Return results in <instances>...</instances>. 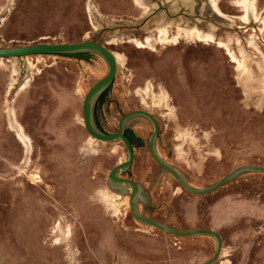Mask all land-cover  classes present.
<instances>
[{"label": "rangeland", "instance_id": "rangeland-1", "mask_svg": "<svg viewBox=\"0 0 264 264\" xmlns=\"http://www.w3.org/2000/svg\"><path fill=\"white\" fill-rule=\"evenodd\" d=\"M81 39L123 57L101 129L146 109L158 123V153L198 187L238 164L264 165V0H0V46ZM106 68L96 55L0 60V264H200L212 254V236L141 223L127 191L108 186L126 151L91 137L81 114ZM130 129L140 138L130 176L144 192L138 210L217 231L213 264H264V173L242 171L193 193L151 156L150 121Z\"/></svg>", "mask_w": 264, "mask_h": 264}, {"label": "water", "instance_id": "water-1", "mask_svg": "<svg viewBox=\"0 0 264 264\" xmlns=\"http://www.w3.org/2000/svg\"><path fill=\"white\" fill-rule=\"evenodd\" d=\"M76 52H90V56L96 55L106 63L105 74L97 79L87 89L83 96L81 104L82 123L88 134L102 141L108 142L112 147H124L126 151V158L112 165L107 172L106 180L111 189L115 191H127L128 193V206L129 211L137 221L156 227L164 232L174 235L191 236V235H210L215 240V245L212 254L203 260L200 264H213L218 258L221 249L220 234L211 228L193 227L189 229L176 228L168 225L153 217L142 214L137 208V197L144 195L140 183L130 176L132 175L131 161L133 158V148L129 138L125 135V122L133 115H142L146 117L152 126L151 132L148 137V147L151 156L155 162L163 169L168 171L186 190L193 193H207L211 192L218 187L222 186L228 180L236 176L242 171H259L264 173V165L255 163H241L226 173L221 175L212 183L206 186H194L190 184L182 174L170 163H168L158 153L155 146V139L158 133V123L153 114L143 108H134L124 112L117 121L116 130L107 132L100 128L98 114L101 109L102 103L98 104L95 108V103L100 93L110 85L109 90L116 84V60L113 51L105 46V44L93 39H81L78 41H39L20 45H6L0 46V60L11 59H31V58H51V57H72L57 54H43V53H76ZM108 90V91H109ZM95 108V109H94ZM147 119L130 118L127 127L133 128ZM126 172L123 175L120 172ZM128 184L129 188L125 187Z\"/></svg>", "mask_w": 264, "mask_h": 264}, {"label": "bare ground", "instance_id": "bare-ground-1", "mask_svg": "<svg viewBox=\"0 0 264 264\" xmlns=\"http://www.w3.org/2000/svg\"><path fill=\"white\" fill-rule=\"evenodd\" d=\"M214 1V0H213ZM244 5H245V8H246V11L247 12H249V11H252L253 10V2H246V3H244ZM213 6V5H212ZM246 12V13H247ZM246 15V17H247V14H245ZM245 17V18H246ZM249 18V17H248ZM193 33H194V35L197 37V38H200L201 37V33L199 32V30L198 29H196V28H193ZM208 39H209V37H208ZM147 40H149V38L147 39ZM221 43H223V42H221ZM142 44V43H141ZM223 46V45H222ZM230 53V52H229ZM113 54H114V52H113ZM230 55H231V57H232V59L234 60V62L236 63V66H237V68L238 69H242V64H241V61L237 58V57H234L231 53H230ZM114 57H115V60H116V62L118 63V62H120L121 60H122V56L118 53V54H114ZM124 61V60H123ZM119 64V63H118ZM122 64V63H121ZM240 69V70H241ZM240 72V71H239ZM238 72V74H240ZM11 73H13V72H11ZM243 73H244V70H243ZM246 73H247V71H246ZM240 76V75H239ZM239 78V77H238ZM29 80V75H27L25 78H24V80H23V82H21V85H20V88H23V87H25V83L27 82ZM12 129H15L16 130V136H17V138L20 140V141H22V142H26V137L27 136H25V134L23 133V131H22V127H21V125L18 123V122H16V126L15 127H11ZM125 187L128 189L129 188V186H128V184H125ZM110 194V192H108V191H104L103 192V195H109ZM104 200V199H103ZM105 201V200H104ZM107 203V202H106ZM107 204H109V203H107ZM111 204V203H110ZM109 208V207H108ZM113 209H114V211H116L117 209L116 208H114L113 207Z\"/></svg>", "mask_w": 264, "mask_h": 264}, {"label": "trees", "instance_id": "trees-1", "mask_svg": "<svg viewBox=\"0 0 264 264\" xmlns=\"http://www.w3.org/2000/svg\"><path fill=\"white\" fill-rule=\"evenodd\" d=\"M43 54H57V55H64V56H73V57H77V58H82V57L88 58L91 53L90 52H76V53H67V54H61V53H43ZM109 88H110V85L108 87H106L100 93V95L97 98V101L95 103V108H96V106H98V104H100L101 102H103V100L106 97V94H107ZM124 133L129 138V140L131 142V145L133 143L137 142V141H140V138L138 136H136L129 127H125Z\"/></svg>", "mask_w": 264, "mask_h": 264}, {"label": "flooded vegetation", "instance_id": "flooded-vegetation-1", "mask_svg": "<svg viewBox=\"0 0 264 264\" xmlns=\"http://www.w3.org/2000/svg\"><path fill=\"white\" fill-rule=\"evenodd\" d=\"M158 134V133H157ZM149 148V147H148ZM183 176V175H182ZM184 177V176H183ZM132 215V214H131ZM145 215V214H144ZM133 217V216H132ZM150 217V216H149ZM134 218V217H133ZM158 220V219H157Z\"/></svg>", "mask_w": 264, "mask_h": 264}]
</instances>
